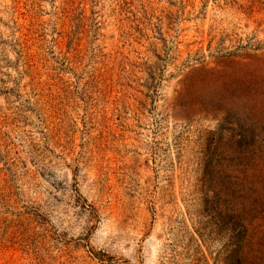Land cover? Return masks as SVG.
<instances>
[{"label":"rangeland","instance_id":"obj_1","mask_svg":"<svg viewBox=\"0 0 264 264\" xmlns=\"http://www.w3.org/2000/svg\"><path fill=\"white\" fill-rule=\"evenodd\" d=\"M0 264H264V0H0Z\"/></svg>","mask_w":264,"mask_h":264}]
</instances>
